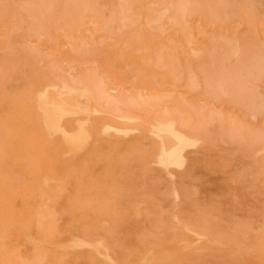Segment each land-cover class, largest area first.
I'll return each mask as SVG.
<instances>
[{"label":"rangeland","instance_id":"rangeland-1","mask_svg":"<svg viewBox=\"0 0 264 264\" xmlns=\"http://www.w3.org/2000/svg\"><path fill=\"white\" fill-rule=\"evenodd\" d=\"M0 264H264V0H0Z\"/></svg>","mask_w":264,"mask_h":264},{"label":"bare ground","instance_id":"bare-ground-1","mask_svg":"<svg viewBox=\"0 0 264 264\" xmlns=\"http://www.w3.org/2000/svg\"><path fill=\"white\" fill-rule=\"evenodd\" d=\"M54 86V85H52ZM49 94V90L42 96V97H45L46 95ZM42 102V101H41ZM41 104V103H40ZM47 105H48V102L47 101H44V103H42L41 105V109L43 111L47 110ZM39 108V109H40ZM45 113V112H44ZM45 123L47 124V126L45 127H49L51 130H54V131H58V132H61L64 137H67L66 135V130L63 129V127L61 125H59L58 123L54 122L52 120V118H49V117H46L45 116ZM47 129V128H45ZM165 132L168 134L169 137H171L175 142L176 144L178 145L179 147V150L173 152V153H169L168 154V149L167 147L164 145V151L162 150L163 152V155H162V158L160 159L161 160V164H167V163H172V164H179L181 162V157H182V154H181V151L186 145L190 144V142L188 141V139H186L181 133H179L175 127H173V125H165ZM55 134V133H54ZM80 134L82 135H86L87 136V130L85 129V127H82L80 129ZM79 135V134H78ZM77 137V136H76ZM75 136H71L69 139V142L71 144H73L76 140H78ZM78 142V141H77ZM79 143V142H78ZM76 144V142H75ZM175 147V146H174ZM160 163V162H159ZM166 166V165H165ZM110 262V261H109Z\"/></svg>","mask_w":264,"mask_h":264}]
</instances>
